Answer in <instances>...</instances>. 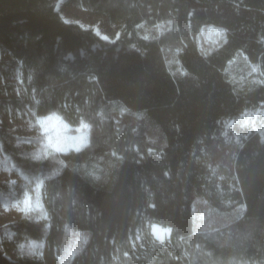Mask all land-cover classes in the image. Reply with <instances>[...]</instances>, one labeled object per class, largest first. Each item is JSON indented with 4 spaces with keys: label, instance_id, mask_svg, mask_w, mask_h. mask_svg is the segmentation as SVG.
<instances>
[{
    "label": "trees",
    "instance_id": "obj_1",
    "mask_svg": "<svg viewBox=\"0 0 264 264\" xmlns=\"http://www.w3.org/2000/svg\"><path fill=\"white\" fill-rule=\"evenodd\" d=\"M57 3L0 0V51L37 114L87 121L89 140L36 155L0 128L50 217L12 221L38 251L0 264H264V0H79L123 25L115 40ZM204 25L224 36L201 46Z\"/></svg>",
    "mask_w": 264,
    "mask_h": 264
},
{
    "label": "rangeland",
    "instance_id": "obj_2",
    "mask_svg": "<svg viewBox=\"0 0 264 264\" xmlns=\"http://www.w3.org/2000/svg\"><path fill=\"white\" fill-rule=\"evenodd\" d=\"M57 9L66 21H74L84 27H90L105 39H117L123 29L122 24L110 22L106 14L91 11L82 6L79 0H58ZM164 26L163 22L158 28L162 29ZM133 31H127L128 36L138 37ZM223 36L224 29L214 25H204L197 39L204 47L206 44L218 43ZM11 58H13L11 54L0 51V60H3V69L0 71V128L3 134H11L17 145L23 144L36 155H45L49 148L45 146L44 138L40 135L41 129L50 133L49 146L59 150L77 149L88 142L91 125L87 121L71 124L58 112L37 114L31 105L32 101H36L31 77L25 75L20 63L11 62L8 65L7 61ZM260 130L264 138V123L260 126ZM1 140L0 138V248L10 256H16L19 250L38 251L32 240L23 242L20 246L13 242L14 235L9 229V224L24 217L23 213L12 207L13 204L18 203L26 210L35 206V200L26 199L24 194L26 191L32 192L35 180L39 177H31L19 170V166L6 153ZM25 177L28 179L26 180ZM5 204L9 205L8 211L4 209ZM33 215L29 211V216ZM150 228L154 237L160 241L169 237L168 226L152 222Z\"/></svg>",
    "mask_w": 264,
    "mask_h": 264
},
{
    "label": "clouds",
    "instance_id": "obj_3",
    "mask_svg": "<svg viewBox=\"0 0 264 264\" xmlns=\"http://www.w3.org/2000/svg\"><path fill=\"white\" fill-rule=\"evenodd\" d=\"M40 135L44 138L43 142H44L45 146L49 147L48 155L54 156L56 151H58L59 149L52 148L49 146V144H48V137L50 135L49 131L45 130V129H41ZM25 179L27 180L28 178L25 177ZM43 188H44L43 180L37 178L35 180V184H34V187L32 189V192L31 193H29L27 191L25 192L24 195H25L26 199H34L35 200V206L32 209L26 210L24 208H21L18 203L13 204L12 207L16 208L17 211L23 213V215L26 219H34L36 222H39L41 220H48L50 217H49L48 211L45 207L44 198L42 195ZM4 209H5V211H8L9 205L5 204ZM29 211H31L34 215L29 216Z\"/></svg>",
    "mask_w": 264,
    "mask_h": 264
},
{
    "label": "snow or ice",
    "instance_id": "obj_4",
    "mask_svg": "<svg viewBox=\"0 0 264 264\" xmlns=\"http://www.w3.org/2000/svg\"><path fill=\"white\" fill-rule=\"evenodd\" d=\"M25 205L27 206V201H25Z\"/></svg>",
    "mask_w": 264,
    "mask_h": 264
}]
</instances>
